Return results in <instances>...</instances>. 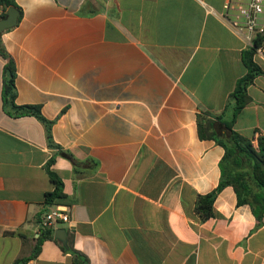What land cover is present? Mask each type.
<instances>
[{
    "label": "crops",
    "instance_id": "crops-1",
    "mask_svg": "<svg viewBox=\"0 0 264 264\" xmlns=\"http://www.w3.org/2000/svg\"><path fill=\"white\" fill-rule=\"evenodd\" d=\"M226 0H16V26L0 44L16 66L17 105L55 121L50 147L34 116L3 107L0 55V264H73L39 222L57 207L72 222L51 229L88 264H264V216L232 186L201 220L200 196L221 181L224 148L198 122L233 115L231 94L248 48L219 17ZM9 8L0 4V20ZM263 70L232 130L264 138ZM70 154L71 158L62 154ZM50 170L65 197L53 205ZM57 239V238H56ZM63 245V244H62Z\"/></svg>",
    "mask_w": 264,
    "mask_h": 264
},
{
    "label": "trees",
    "instance_id": "trees-1",
    "mask_svg": "<svg viewBox=\"0 0 264 264\" xmlns=\"http://www.w3.org/2000/svg\"><path fill=\"white\" fill-rule=\"evenodd\" d=\"M0 4L6 8L15 7L16 0H0ZM264 46V36H259L254 40L253 46L243 51L242 61L246 68V73L241 77L230 96L233 104V115L230 121H223L226 130V139L221 140L217 136V130H213L214 123L206 121L203 124L198 122L199 136L202 139H213L225 150V155L220 162L221 181L211 193L200 196L197 200L195 211L201 220L205 221L214 216L213 204L217 195L227 186H232L237 195L238 204H248L251 206L254 215L260 221L264 216V138H259L257 146H254L251 139H247L232 130L239 113L250 102L248 88L253 84L255 78L263 74L261 67L255 62L254 56L259 47ZM0 55L7 60L3 70L2 100L4 109L12 116H34L43 123L46 130V137L50 147H57L53 142L52 127L55 121L47 120L41 113L39 105H17L16 88V66L5 48L0 44ZM58 148V147H57ZM62 154L72 159L70 154L62 151ZM51 159L48 163V174L54 185V190L46 194V203L53 205L65 197L63 182L50 170L53 163ZM54 239L52 231L44 230L40 233L35 255L40 250V245L46 239ZM65 252L73 255V264H88V260L81 253L75 251L70 245L64 247Z\"/></svg>",
    "mask_w": 264,
    "mask_h": 264
},
{
    "label": "built area",
    "instance_id": "built-area-1",
    "mask_svg": "<svg viewBox=\"0 0 264 264\" xmlns=\"http://www.w3.org/2000/svg\"><path fill=\"white\" fill-rule=\"evenodd\" d=\"M219 17L235 35L244 39L248 48L256 38L264 36V0H226ZM59 221L71 223L70 210L57 207L46 213L39 222V233L53 228Z\"/></svg>",
    "mask_w": 264,
    "mask_h": 264
},
{
    "label": "water",
    "instance_id": "water-1",
    "mask_svg": "<svg viewBox=\"0 0 264 264\" xmlns=\"http://www.w3.org/2000/svg\"><path fill=\"white\" fill-rule=\"evenodd\" d=\"M19 10L15 7H10L7 11V16L0 20V35L3 31L11 29L16 26L19 18ZM55 238L59 239L64 247L67 245V234L64 229H58L55 232Z\"/></svg>",
    "mask_w": 264,
    "mask_h": 264
}]
</instances>
